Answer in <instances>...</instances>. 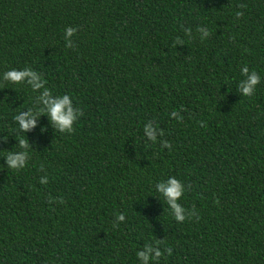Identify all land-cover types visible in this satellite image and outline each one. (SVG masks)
Returning a JSON list of instances; mask_svg holds the SVG:
<instances>
[{
    "label": "trees",
    "instance_id": "1",
    "mask_svg": "<svg viewBox=\"0 0 264 264\" xmlns=\"http://www.w3.org/2000/svg\"><path fill=\"white\" fill-rule=\"evenodd\" d=\"M0 264H264V0H0Z\"/></svg>",
    "mask_w": 264,
    "mask_h": 264
},
{
    "label": "clouds",
    "instance_id": "2",
    "mask_svg": "<svg viewBox=\"0 0 264 264\" xmlns=\"http://www.w3.org/2000/svg\"><path fill=\"white\" fill-rule=\"evenodd\" d=\"M73 34V30H68L67 35L71 36ZM244 73L247 74V68L244 69ZM31 77L33 81L37 80L36 73L27 70L24 72H17L15 70H12L8 72L7 79L11 80L14 83L19 84L21 81H23L25 78ZM260 83L259 76L256 72H253V74L249 77L248 81L244 84H242V91L245 94V96H252L253 90ZM33 87H39V84H34ZM47 104V113L50 115V119L53 121L54 125L57 126L62 132L66 133H72L74 131L73 128V120L74 115L70 106V101L68 96H63L62 99L53 100L51 99V96L49 95L48 99L45 101ZM67 109V110H65ZM83 115V112H81V116ZM16 119L20 122V127L25 132L30 130L31 128L35 127V119L29 117L21 118L20 116H17ZM147 135L150 139L155 140V137L152 133L151 128L146 130ZM28 144L27 140L20 139V146L26 147ZM7 163L9 167L13 170H20L24 168L25 166V160H26V154H7ZM42 183H46V181H41ZM159 191L164 194V196L167 198V204H170L172 209H174V218L178 222H184L185 218L181 214L182 209L177 203V201L182 196V188L181 184L178 182L177 179H171L168 184H159L158 185ZM216 203H219L217 200ZM118 219L120 221H124L125 216L124 215H118ZM138 255L143 256L142 253H139ZM159 256L160 253H157ZM168 255H172V251H168ZM145 261H147V257H144Z\"/></svg>",
    "mask_w": 264,
    "mask_h": 264
}]
</instances>
